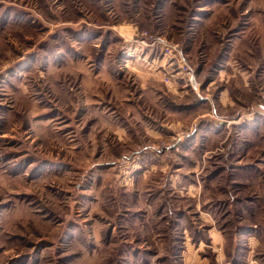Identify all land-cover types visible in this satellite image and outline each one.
Returning <instances> with one entry per match:
<instances>
[{
	"label": "rangeland",
	"instance_id": "1",
	"mask_svg": "<svg viewBox=\"0 0 264 264\" xmlns=\"http://www.w3.org/2000/svg\"><path fill=\"white\" fill-rule=\"evenodd\" d=\"M126 110L185 139L184 167L65 153ZM0 264H264V0H0Z\"/></svg>",
	"mask_w": 264,
	"mask_h": 264
},
{
	"label": "crops",
	"instance_id": "2",
	"mask_svg": "<svg viewBox=\"0 0 264 264\" xmlns=\"http://www.w3.org/2000/svg\"><path fill=\"white\" fill-rule=\"evenodd\" d=\"M143 46L144 45H142V48H145ZM147 49H148V53L152 52V48L147 47ZM128 54H131L130 50L128 51ZM146 57L149 56L146 55ZM156 62L157 60L153 56L151 65H153L154 67L153 63ZM164 64L161 63V65H163L164 68H169L170 65H167L166 67L164 66ZM147 84L148 83L141 86L147 87ZM150 86H152L151 83ZM178 86H182L183 88H185L188 86V84L187 82H185ZM177 88L180 89L181 87L179 88L175 84L173 92H175ZM153 99L156 101L163 99L162 94L156 92V94L153 95L152 100ZM195 103H196L195 101H192V104ZM158 104L157 106L159 107ZM165 106L166 105L162 103V106H160V108L164 110ZM167 113L170 114L169 112ZM93 114H95L94 116L98 119L96 124L100 125L99 131L105 132L103 134V137L100 139L97 138L96 140L93 139V141H91L92 138H94L92 136L93 134L91 133L90 135H88L87 138L84 136L78 138L76 142L72 144L70 143L68 149H64L66 151L65 153H69L70 155H72V158H74L76 161L78 160V164L83 165V167H86L87 163L90 164L91 166L106 164V165H111L112 167L118 166L123 171H131V172L140 171L141 168L142 169L146 168V164L148 162H150V169L152 168L158 169L159 162H161V168L166 167L169 162H172L173 166H177L178 169L184 167L185 165L184 160L186 158L185 150H184L185 139H180V141L177 143V146H175V143H172L171 145H168L167 148L166 147L159 148L158 144L156 143L158 140H160V138L166 137V132H167V137H169L168 129L165 132V130L162 129L163 127L158 128V123L155 126L151 125L150 122H148L146 115L143 114V112H134V111L126 110L124 113L121 114V116L123 117L122 120L124 122L121 120H119L120 122L116 121V119L114 118V114H110V113L108 114L106 112H100V113L98 112ZM118 116L120 117V115ZM202 116L203 115L195 116L193 118V122L196 119L198 120ZM87 118H89V116ZM218 120H220L219 122L222 125L226 122L228 123V121L229 123L231 121H234L228 116L225 117L222 116ZM161 124H162L161 126H163V122H161ZM136 125L142 126L143 129L141 128L137 129V127L135 128L134 126ZM96 129H94V131ZM141 130L144 131V134H142L143 132L141 133ZM67 134H64V136H57L59 140L58 142L61 143L63 147L65 142L69 141L66 139L72 135V134L70 135ZM108 136H110V138L112 137V140H115V142L111 140H107L105 137ZM145 136L146 137L148 136L149 139L153 138V142L143 143ZM100 142L102 143L101 146L99 144ZM145 171H149L148 167L145 169ZM151 171L154 170H150L149 173H151V175L148 176L144 175L143 179L142 178L139 179V184H136L138 183L137 181L135 183V187H131L133 191L130 189V187H126L125 189L128 192V194H130L131 192H134L135 195L138 194L139 195L138 198L136 197L137 201L142 200L144 194L150 195L152 193V192H148L150 188H146V186L149 185L148 182L152 181L150 180L153 173ZM132 177L133 176L129 177V179ZM172 177H174V175H172ZM171 178H169V181L175 183V179H171ZM124 180L125 183H128V178L125 175V173H124ZM144 185L146 191H143Z\"/></svg>",
	"mask_w": 264,
	"mask_h": 264
},
{
	"label": "built area",
	"instance_id": "3",
	"mask_svg": "<svg viewBox=\"0 0 264 264\" xmlns=\"http://www.w3.org/2000/svg\"><path fill=\"white\" fill-rule=\"evenodd\" d=\"M160 42L164 46L165 54L170 58L176 59L178 73L182 74L186 78L187 83L190 85V87L197 91L200 86L198 77L196 76V73L190 63L184 58L183 54L179 51L178 45L163 40H161ZM172 64H174V62H172ZM171 76L169 75L166 77L167 82L171 81Z\"/></svg>",
	"mask_w": 264,
	"mask_h": 264
}]
</instances>
